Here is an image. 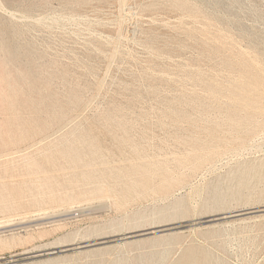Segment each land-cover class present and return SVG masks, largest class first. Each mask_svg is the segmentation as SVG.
Masks as SVG:
<instances>
[{
	"label": "rangeland",
	"instance_id": "1",
	"mask_svg": "<svg viewBox=\"0 0 264 264\" xmlns=\"http://www.w3.org/2000/svg\"><path fill=\"white\" fill-rule=\"evenodd\" d=\"M0 264H264V0H0Z\"/></svg>",
	"mask_w": 264,
	"mask_h": 264
},
{
	"label": "water",
	"instance_id": "2",
	"mask_svg": "<svg viewBox=\"0 0 264 264\" xmlns=\"http://www.w3.org/2000/svg\"><path fill=\"white\" fill-rule=\"evenodd\" d=\"M50 254H53V251H46V252H38V253H34V254H31V255H27V256H24L23 258H25V260H29L31 258H39L41 256H45V255H50Z\"/></svg>",
	"mask_w": 264,
	"mask_h": 264
}]
</instances>
